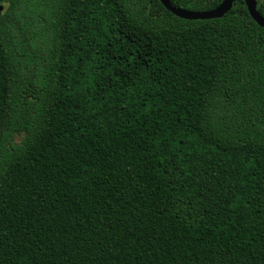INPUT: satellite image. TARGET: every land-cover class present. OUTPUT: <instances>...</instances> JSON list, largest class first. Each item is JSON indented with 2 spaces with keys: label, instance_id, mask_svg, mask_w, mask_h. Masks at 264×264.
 I'll return each mask as SVG.
<instances>
[{
  "label": "trees",
  "instance_id": "obj_1",
  "mask_svg": "<svg viewBox=\"0 0 264 264\" xmlns=\"http://www.w3.org/2000/svg\"><path fill=\"white\" fill-rule=\"evenodd\" d=\"M0 1V264H264L243 0Z\"/></svg>",
  "mask_w": 264,
  "mask_h": 264
},
{
  "label": "water",
  "instance_id": "obj_2",
  "mask_svg": "<svg viewBox=\"0 0 264 264\" xmlns=\"http://www.w3.org/2000/svg\"><path fill=\"white\" fill-rule=\"evenodd\" d=\"M162 5L174 15L184 19H208L219 18L227 13L233 5L234 0H221L216 6L207 10H191L174 6L169 0H159ZM250 17L259 25L264 27V15L257 9V0H243ZM3 3L0 1V13Z\"/></svg>",
  "mask_w": 264,
  "mask_h": 264
}]
</instances>
